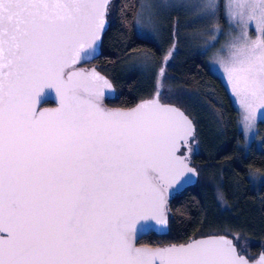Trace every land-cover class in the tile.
Segmentation results:
<instances>
[{
    "label": "snow or ice",
    "instance_id": "snow-or-ice-1",
    "mask_svg": "<svg viewBox=\"0 0 264 264\" xmlns=\"http://www.w3.org/2000/svg\"><path fill=\"white\" fill-rule=\"evenodd\" d=\"M106 7L0 0V264H248L226 240L155 252L130 241V218L158 206L157 182L183 163L171 147L189 122L148 104L101 111L79 95L98 87L95 72L65 81L98 39ZM209 7L215 13L217 0ZM225 9L229 20L259 25L255 40L242 32L230 45L225 71L245 109L250 97L264 108V0ZM45 84L62 89V106L37 116L33 96Z\"/></svg>",
    "mask_w": 264,
    "mask_h": 264
},
{
    "label": "trees",
    "instance_id": "trees-1",
    "mask_svg": "<svg viewBox=\"0 0 264 264\" xmlns=\"http://www.w3.org/2000/svg\"><path fill=\"white\" fill-rule=\"evenodd\" d=\"M137 6L138 0H109L107 5V27L95 63L114 88L108 104L130 107L159 90L162 103L176 106L193 123V135L182 142L178 155L197 173L194 184L169 197L166 231L142 241L177 246L223 236L251 259L264 249V186L251 189L247 173L264 170V121L257 122L256 139L243 152L238 112L220 78L209 70L208 47H202L198 38L184 42L170 35L172 49L162 54V49L138 34ZM215 14L219 39L225 29L220 3ZM209 31L205 39L211 36ZM140 51L157 55L147 72L133 63Z\"/></svg>",
    "mask_w": 264,
    "mask_h": 264
},
{
    "label": "rangeland",
    "instance_id": "rangeland-1",
    "mask_svg": "<svg viewBox=\"0 0 264 264\" xmlns=\"http://www.w3.org/2000/svg\"><path fill=\"white\" fill-rule=\"evenodd\" d=\"M220 3L221 14L224 18L225 29L222 37L217 39L218 17L209 7V0H138L136 15L134 20L135 28L141 36L153 42L162 54L170 53V35L175 39L188 40L201 39L202 47H208L207 64L209 70L220 78L230 97L232 106L238 112L237 128L242 134V141L239 148L246 152L251 141L256 139V126L259 120L264 121V108L258 100L250 97L249 103L252 108L249 112L245 109L240 97L235 94L231 81L225 71L227 61L231 55L230 45L239 43L237 37H241L242 32L255 40L258 36L257 25L254 21L244 23L238 18L229 20L226 15L225 5L228 0H217ZM196 4L198 7L193 8ZM251 26L253 31L251 32ZM212 31L211 36L205 39L206 32ZM209 31V32H210ZM183 49V48H182ZM134 56L133 63L142 67L145 72L151 69L156 58L155 52L140 51ZM133 58V57H132ZM244 117H247L245 120ZM257 144L259 141L257 140ZM189 163L188 160L186 162ZM249 186L257 191L264 186V170H251L247 173ZM165 193L170 194L172 189L160 184ZM264 255V249L262 254Z\"/></svg>",
    "mask_w": 264,
    "mask_h": 264
},
{
    "label": "water",
    "instance_id": "water-1",
    "mask_svg": "<svg viewBox=\"0 0 264 264\" xmlns=\"http://www.w3.org/2000/svg\"><path fill=\"white\" fill-rule=\"evenodd\" d=\"M108 2H109V0H107V5H108ZM106 10H107V7H106ZM106 10H105V13H104L103 18H102L103 19V26L98 31V39H96L95 41H92L91 47H89L90 50L93 51V54H92L93 56H90V59H92V57L96 58L100 54L99 46H100L101 36L107 27ZM86 45H87V42L85 44V48H86ZM87 53L88 52H84V51L80 52L79 56L77 57L76 62L74 64H71L69 67H66L64 70L65 81L67 80V74L70 72H73V71L84 73L86 77H90V74L92 72H95V74L101 78V80L99 82H97L98 87L94 88L92 90V95H90L88 92L81 91L79 94L80 99L91 100L92 103H94L96 105V107H98L101 111H106V112H131V111L137 109L138 107H140L141 105H145V104L155 105L157 108L172 109L173 112L170 113L169 115L173 116L177 120H181V122L183 120H186L189 122L188 125L186 126V131L184 133H182V135H180L179 137H177L175 139V142L171 147V152H172V156H173L174 160L175 161H181L183 163H182V165L177 164L159 182H161L160 184L171 188L172 189L171 193H173L175 191L179 192V191L183 190L184 188L194 184L196 182V179H197V173H196L195 169L190 167L183 160V158L178 155V152L181 148L182 142L188 140L193 135L194 126H193L192 121L183 113V111H181L176 106L171 105V104L162 103L158 98L159 90H157L152 95V97L142 99V100L138 101L136 104H134L133 106H130L129 108H126V109H124V108L116 109V108H111V107L105 106L104 100L107 98L111 99L114 97V88H113V85L111 84V82L109 81V79H107L105 76L99 74L93 68H90V69L84 70V71H83V69L75 68L78 64L79 57L87 55ZM104 81H107L106 86L103 83ZM97 92H98V94H96ZM47 100H51L56 104V107L53 109L52 112H55L56 110L60 109L62 106V89H58L56 86L48 87L47 84H45L44 86H42L39 89V94L33 96V107L36 111L37 116L39 115L40 112H50V110H45V109L44 110H38L39 105L41 103H43L44 101H47ZM149 110H151V109H149ZM177 114H179V115H177ZM188 169H191V171H188ZM157 187H158L159 192H160L158 206L154 207L150 211H146L144 213L136 215V216L130 218V220L128 221L130 227H129V230L127 232V235L129 237L130 241L132 242L133 246H134V243L137 239L141 238L143 235L148 234L150 231H152V229L154 230L153 227L155 226L156 216L158 213L160 215L161 214L163 215L162 222H160V224H158L160 226L157 225L160 228L159 229L160 233L163 231H166L165 230L166 219H167L166 205H167V194L168 193H165L163 191V189H161V187L158 185V183H157ZM224 240L228 241L230 243V245L232 246V243L227 238H225L223 236H208V237L192 239V240H189L188 242H186L184 244L177 245V246L176 245L158 246V247H154V248L147 247V246H138V247L134 246V247L138 248V249H144V250H147L149 252H155V251H159V250H163V249H167V248H173V247L179 248V247L187 246V245H190L196 241H218L219 242V241H224ZM235 252H236V250H235ZM155 264H160V261L157 259ZM248 264H253V263L249 262Z\"/></svg>",
    "mask_w": 264,
    "mask_h": 264
},
{
    "label": "flooded vegetation",
    "instance_id": "flooded-vegetation-1",
    "mask_svg": "<svg viewBox=\"0 0 264 264\" xmlns=\"http://www.w3.org/2000/svg\"><path fill=\"white\" fill-rule=\"evenodd\" d=\"M100 43H101V41H100ZM99 48H100V46H99ZM90 50V48L86 45V48L84 49V52H88L87 53V55H84V56H81V57H79V59H78V64H77V66L75 67V68H80V69H83V71L84 70H88V69H90V68H93L94 70H96L99 74H101V75H103V76H105L106 77V75H104L101 71H99V69H98V67H96V63H95V61H97L98 60V57H99V55L96 57V58H93L92 57V59H90V56H93L92 54H93V51H89ZM107 79H108V77H106ZM110 81V80H109ZM111 82V81H110ZM112 84V83H111ZM113 98H111V99H109V98H107V99H105L104 100V105L105 106H107V107H111V108H116V109H121V108H124V109H126V108H129V107H121V106H115V105H111V103L109 102V104H108V101L109 100H112ZM56 107V104L53 102V101H51V100H47V101H44L43 103H41L40 105H39V108H38V110H50V112H52L53 111V109ZM158 183V185L160 186V183L161 182H157ZM173 193H170V194H167V202H168V199H169V197L172 195ZM163 215L161 214H157V216H156V221H155V226L153 227L154 228V230L152 229V231H150L148 234H146V235H143L141 238H139V239H137L136 241H135V243H134V246H147V247H151V248H154V247H158V246H165V245H160V244H147V243H143V239L142 238H144V237H147V236H149V235H155V236H159V235H161V233H160V228L158 227V226H160V225H158V224H160V222H162V220H163ZM158 225V226H157ZM232 246L235 248V246L232 244ZM235 250H236V248H235ZM236 254L238 255V256H240V257H242V258H244L248 263L249 262H251V263H253V264H257V262H258V260H259V258H260V256H261V254H262V252H259V253H257V255L255 256V257H252L251 259H248V257L244 254V253H241V252H239L238 250H236Z\"/></svg>",
    "mask_w": 264,
    "mask_h": 264
}]
</instances>
